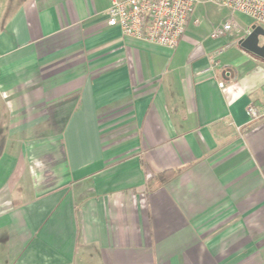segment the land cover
<instances>
[{
    "label": "crops",
    "instance_id": "0c3cea01",
    "mask_svg": "<svg viewBox=\"0 0 264 264\" xmlns=\"http://www.w3.org/2000/svg\"><path fill=\"white\" fill-rule=\"evenodd\" d=\"M109 5L0 0V264H264L258 24L171 50Z\"/></svg>",
    "mask_w": 264,
    "mask_h": 264
},
{
    "label": "built area",
    "instance_id": "2783aa9c",
    "mask_svg": "<svg viewBox=\"0 0 264 264\" xmlns=\"http://www.w3.org/2000/svg\"><path fill=\"white\" fill-rule=\"evenodd\" d=\"M233 12L247 15L258 25H264V0H211ZM198 0H110L106 10V22L118 26L124 36L173 50L184 34L188 19ZM237 25L224 22L213 28V39L236 30ZM218 85L223 87V83ZM252 117L258 115L249 106Z\"/></svg>",
    "mask_w": 264,
    "mask_h": 264
},
{
    "label": "rangeland",
    "instance_id": "374dc122",
    "mask_svg": "<svg viewBox=\"0 0 264 264\" xmlns=\"http://www.w3.org/2000/svg\"><path fill=\"white\" fill-rule=\"evenodd\" d=\"M197 4H204V25L208 29L212 30L219 24H222L227 21L228 22L232 21L233 23L237 25V29L232 30V31L235 33H240V32H243L247 26L253 25V21L247 15L241 14L239 12L232 13L230 9H228L227 7H224L211 0H198ZM257 27H260L264 33V25H257ZM259 37H260L259 38L260 43L261 45H263L264 44V34H260Z\"/></svg>",
    "mask_w": 264,
    "mask_h": 264
},
{
    "label": "water",
    "instance_id": "95a60500",
    "mask_svg": "<svg viewBox=\"0 0 264 264\" xmlns=\"http://www.w3.org/2000/svg\"><path fill=\"white\" fill-rule=\"evenodd\" d=\"M260 34H264L262 29L255 25L252 26L251 32L248 34L246 39L242 42V45L246 47L248 50L252 51L253 53L258 54V49L262 48V46L257 45L258 37L260 36ZM249 40L252 41V45L246 44V42H248Z\"/></svg>",
    "mask_w": 264,
    "mask_h": 264
},
{
    "label": "flooded vegetation",
    "instance_id": "af4514ba",
    "mask_svg": "<svg viewBox=\"0 0 264 264\" xmlns=\"http://www.w3.org/2000/svg\"><path fill=\"white\" fill-rule=\"evenodd\" d=\"M251 40H249L248 42H246V44L252 45V41ZM261 46H262V48L261 49H258V55H259V57L264 58V44L261 45Z\"/></svg>",
    "mask_w": 264,
    "mask_h": 264
},
{
    "label": "trees",
    "instance_id": "16d2710c",
    "mask_svg": "<svg viewBox=\"0 0 264 264\" xmlns=\"http://www.w3.org/2000/svg\"><path fill=\"white\" fill-rule=\"evenodd\" d=\"M165 176H166L165 174H160L157 178L161 181L165 178Z\"/></svg>",
    "mask_w": 264,
    "mask_h": 264
}]
</instances>
